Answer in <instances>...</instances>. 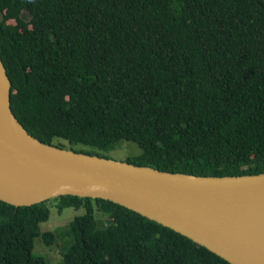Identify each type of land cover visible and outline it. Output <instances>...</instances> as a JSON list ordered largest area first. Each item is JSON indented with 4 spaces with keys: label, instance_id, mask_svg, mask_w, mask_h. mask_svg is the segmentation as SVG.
<instances>
[{
    "label": "trees",
    "instance_id": "1",
    "mask_svg": "<svg viewBox=\"0 0 264 264\" xmlns=\"http://www.w3.org/2000/svg\"><path fill=\"white\" fill-rule=\"evenodd\" d=\"M0 58L14 116L44 144L108 158L129 141L134 166L264 173V0H0ZM50 202L85 210L58 234V264H230L119 204L72 195L0 200V264H49L32 250Z\"/></svg>",
    "mask_w": 264,
    "mask_h": 264
},
{
    "label": "water",
    "instance_id": "2",
    "mask_svg": "<svg viewBox=\"0 0 264 264\" xmlns=\"http://www.w3.org/2000/svg\"><path fill=\"white\" fill-rule=\"evenodd\" d=\"M0 58V200L15 207L65 195L108 200L191 239L230 264H264V173L161 172L44 144L13 114Z\"/></svg>",
    "mask_w": 264,
    "mask_h": 264
},
{
    "label": "rangeland",
    "instance_id": "3",
    "mask_svg": "<svg viewBox=\"0 0 264 264\" xmlns=\"http://www.w3.org/2000/svg\"><path fill=\"white\" fill-rule=\"evenodd\" d=\"M26 20H29V15L24 14ZM65 144V142L60 141ZM105 156H108L109 159L123 161L126 157L131 155H136L140 153V149L132 142L129 141H120L113 150L109 152H102ZM49 208V217L45 222L40 223V235L34 239V247L32 254L35 256H41L49 264H58L62 261V249L64 242L59 233L66 230L69 226V223L73 218L83 215L85 213L84 208H73L67 207L62 211H58L55 204L50 202L47 204ZM95 219L98 223V226H103L100 221L105 220L101 213L96 211L94 208ZM52 233L55 237L53 243L47 246L43 240L42 234Z\"/></svg>",
    "mask_w": 264,
    "mask_h": 264
}]
</instances>
